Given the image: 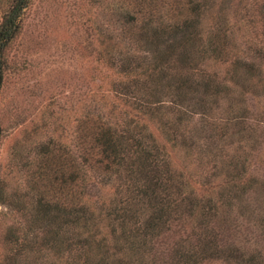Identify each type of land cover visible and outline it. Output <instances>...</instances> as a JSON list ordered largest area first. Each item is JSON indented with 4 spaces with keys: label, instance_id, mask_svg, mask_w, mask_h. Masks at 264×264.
<instances>
[{
    "label": "trees",
    "instance_id": "trees-1",
    "mask_svg": "<svg viewBox=\"0 0 264 264\" xmlns=\"http://www.w3.org/2000/svg\"><path fill=\"white\" fill-rule=\"evenodd\" d=\"M29 3L11 0L0 22V89L4 52ZM205 8V0L117 1L118 39L138 52L108 62L122 74L121 100L132 109L116 121L89 109L72 145L52 138L36 145L26 194L34 203L23 207L15 250L32 248L36 234L41 264H264V247L236 243L242 198L264 185L250 187L258 180L248 176L246 158L255 137L240 103L264 76L263 49L248 47L259 63L238 58L226 8L211 28ZM221 99H229L225 109ZM146 121L185 158L210 166L198 189L171 168ZM255 226L256 244L264 242V220Z\"/></svg>",
    "mask_w": 264,
    "mask_h": 264
},
{
    "label": "rangeland",
    "instance_id": "rangeland-1",
    "mask_svg": "<svg viewBox=\"0 0 264 264\" xmlns=\"http://www.w3.org/2000/svg\"><path fill=\"white\" fill-rule=\"evenodd\" d=\"M117 1L30 0L21 14L19 32L4 52L0 190L8 198L0 202V264H41L36 234L30 237L32 248L16 252L13 242L14 235L21 239L26 225L23 207L34 203L26 194L27 168L36 145L51 138L72 145L89 109L100 110L115 121L126 109H132L121 100L118 85L124 81L122 74L108 62L116 63L117 58L138 52L133 44L118 39L119 21L112 15ZM205 1L206 25L211 28L219 7H225L223 13L234 33V53L238 58L260 61L264 74V0ZM10 2L0 0V22ZM249 46L262 48L263 59H253ZM219 69L218 79L223 81L225 69ZM226 83L238 89L234 82ZM240 100L248 110L247 125L254 131L255 142L246 158L248 176L258 179L250 187L256 188L264 180V76L247 86ZM228 103L229 99H221L219 105L225 109ZM147 130L164 148L171 168L182 172L190 187L198 189L210 166L195 156L185 158L164 139L158 124L147 122ZM257 188L242 198L243 212L236 216L245 230L236 243L246 245L249 251L257 245L264 247L263 241L255 242L256 220H264V193ZM36 193L34 188L32 195L36 197Z\"/></svg>",
    "mask_w": 264,
    "mask_h": 264
}]
</instances>
